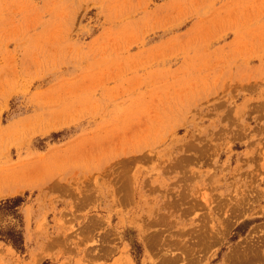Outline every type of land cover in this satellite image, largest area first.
I'll use <instances>...</instances> for the list:
<instances>
[{
  "label": "rangeland",
  "instance_id": "obj_1",
  "mask_svg": "<svg viewBox=\"0 0 264 264\" xmlns=\"http://www.w3.org/2000/svg\"><path fill=\"white\" fill-rule=\"evenodd\" d=\"M15 231L0 264H264V0H0Z\"/></svg>",
  "mask_w": 264,
  "mask_h": 264
},
{
  "label": "trees",
  "instance_id": "obj_2",
  "mask_svg": "<svg viewBox=\"0 0 264 264\" xmlns=\"http://www.w3.org/2000/svg\"><path fill=\"white\" fill-rule=\"evenodd\" d=\"M0 236H6L5 238L11 241V243L15 246L18 247L19 243L21 242V236H20V231H15L12 232L11 234H3L0 232Z\"/></svg>",
  "mask_w": 264,
  "mask_h": 264
},
{
  "label": "bare ground",
  "instance_id": "obj_3",
  "mask_svg": "<svg viewBox=\"0 0 264 264\" xmlns=\"http://www.w3.org/2000/svg\"><path fill=\"white\" fill-rule=\"evenodd\" d=\"M262 194H263V193H262ZM258 197H259V196H258ZM258 199H259V198H258ZM253 237H254V236H253ZM261 237H263V236H261ZM261 237H260V238H261ZM258 239H259V238H258ZM258 239H257V240H258ZM257 240H255V241L257 242ZM259 240H262V238L259 239ZM259 240H258V241H259ZM262 241H263V243H264V237H263V240H262ZM253 242H254V241H253ZM260 242H261V241H260ZM260 242H259V243H260ZM257 243H258V242H257ZM257 243H255V246H256ZM257 246H258V244H257ZM262 246H263V244L261 243V247H262ZM259 247H260V246H259ZM259 247H257L256 250H257ZM263 247H264V246H263ZM252 249H254V248L252 247ZM256 250H254V252H256ZM257 251H259V249H258ZM237 252H238V251H237ZM240 252H241V251H240ZM248 252H250V251H248ZM251 252H252V251H251ZM251 252H250V256L253 255ZM238 253H239V252H238ZM241 253H242V252H241ZM245 253H246V251H245ZM245 253H244V254H245ZM258 253L260 254V251H259ZM258 253H257V254H258ZM257 254H256V255H257ZM232 255H233V254H232ZM238 255H239V254H238ZM241 255H242V254H241ZM241 255H240V256H241ZM246 255H249V254H246ZM244 256H245V255H244ZM257 256H258V255H257ZM257 256H255V257H257ZM175 257H176V256H175ZM238 257H239V256H238ZM242 257H243V256H242ZM258 257L261 258V255H259ZM258 257H257V259H258ZM239 258H240V257H239ZM248 258H249V256H248ZM192 259H193V258H191V260H192ZM245 259H246V258H245ZM191 260H190V261H191ZM193 260H194V259H193ZM234 260H235V259L233 258V263H232V264H236V262L238 261V260H237V261L234 262ZM240 260H241V259H239V261H240ZM242 260H243L244 262H246L243 258H242ZM246 260H248V259H246ZM253 260H254V256H253ZM174 261H175V260H174ZM239 261H238L237 264H242L241 262L239 263ZM255 261H256V259H255ZM255 261H254V262H255ZM259 262H260V261H259ZM263 262H264V260H263ZM191 263H192V262H191ZM246 263L249 264L248 262H246ZM256 263H258V262H256ZM256 263H255V264H256ZM260 263H261V262H260ZM243 264H244V263H243ZM250 264H252V262H250Z\"/></svg>",
  "mask_w": 264,
  "mask_h": 264
}]
</instances>
